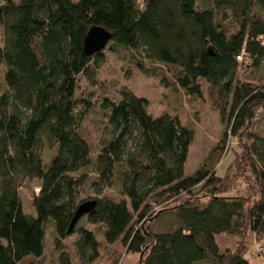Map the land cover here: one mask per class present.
<instances>
[{
  "label": "trees",
  "instance_id": "16d2710c",
  "mask_svg": "<svg viewBox=\"0 0 264 264\" xmlns=\"http://www.w3.org/2000/svg\"><path fill=\"white\" fill-rule=\"evenodd\" d=\"M93 26L111 34L106 47L118 56L172 69L190 95L200 98L199 81L207 82L229 138L239 142L230 147L222 177L216 166L224 139L215 163L185 176L193 130L169 113L151 116L147 100L125 88L118 101L98 100L110 136L92 157L80 130L88 101L77 90L104 62L106 48L83 53ZM0 28L6 88L0 94V264L42 259L45 225L52 228L51 264H94L100 241L78 226L84 217L99 225L105 244L121 243L138 255V264H250L246 256L256 240L263 241L264 258V133L251 131L254 119L264 117V85L236 79L238 69L264 60V0H0ZM32 180L39 181L30 203L35 215L24 213L19 193ZM89 183L95 197L83 200L81 188ZM109 186L123 198L101 197ZM235 187L246 189L235 196ZM87 201L95 207L68 233ZM168 213L178 229L142 227ZM73 234L78 239L69 247Z\"/></svg>",
  "mask_w": 264,
  "mask_h": 264
},
{
  "label": "rangeland",
  "instance_id": "374dc122",
  "mask_svg": "<svg viewBox=\"0 0 264 264\" xmlns=\"http://www.w3.org/2000/svg\"><path fill=\"white\" fill-rule=\"evenodd\" d=\"M224 25L230 32L235 31V23L231 22V20H227ZM1 42L2 30L0 28ZM104 55V62L99 66L97 72L92 78L81 79L79 89L77 90V95L83 93L84 99L88 101L86 104L83 103V107L81 108L85 113L88 110V114H86L85 119L82 121L80 130L82 136L90 145L92 157L102 148L104 139L110 136L109 131L105 129L106 118L100 109V102L98 100L101 97H106L112 101H118L121 98V89L125 88L138 97L147 100L146 110L151 116L158 117L169 113L173 117H178L182 125L188 126L193 130L194 140L189 147L184 168L185 176L192 174L199 166L215 163V158L217 157L216 151L220 152L223 150L219 147L221 141L224 139L227 144L224 145L225 148L221 155L222 159L216 166L217 175L222 177L232 159L230 147L239 142L234 138H229L226 118L225 120L221 118L218 105L215 101L216 98L211 93L207 82L204 80L199 81L201 90V97L199 98L188 94L177 86L172 69L148 62H145L141 67L137 62L131 61L125 53H121V56H118L112 49L109 50L107 47ZM3 70L4 67L0 64V94L6 91L2 82ZM236 79L240 82L256 86L264 85V60L257 68L251 66L238 69ZM251 131L256 134L264 133V117L260 115L254 119ZM239 141L246 143L247 140L243 136ZM87 172L90 173V181H95L97 175L90 170H87ZM90 184H85L81 188V198L83 200H90L95 197ZM245 189L246 187H235L232 194L235 196L239 195L240 191ZM38 192L39 181L37 180L29 181L26 187L20 189L19 193L24 213L35 215L34 208H31L30 203L33 195L38 194ZM248 193H250L249 196L244 197L250 200L253 196L252 190L250 189ZM101 197L115 201L123 198L119 195L115 186L106 188ZM145 223L142 227L146 226L153 233L170 232L180 227V222L173 213L162 215L155 221ZM78 226L94 231L96 238L100 241V257L94 264H138L140 257L138 255L127 254L126 248L121 243L105 244L99 225L92 224L87 220V217L81 219ZM45 237V255L43 258L37 260L29 257L21 264H51L55 261L56 255L53 252V235L50 225H45ZM77 239L78 235L73 234L67 238L65 243L71 247ZM253 243L249 247L246 259L250 264H264V258L261 257L263 252L260 253L261 251H259L263 245V241L256 240ZM223 246L225 248L231 246V244L229 242ZM251 247L252 249H250ZM200 264L214 263L206 260Z\"/></svg>",
  "mask_w": 264,
  "mask_h": 264
},
{
  "label": "water",
  "instance_id": "95a60500",
  "mask_svg": "<svg viewBox=\"0 0 264 264\" xmlns=\"http://www.w3.org/2000/svg\"><path fill=\"white\" fill-rule=\"evenodd\" d=\"M110 39L111 34L103 28L95 26L91 27L83 41V53L86 56L91 57L102 52L106 48ZM95 204V201H87L79 205L70 223L68 233L74 229L75 224L82 216L89 214L90 211L93 210Z\"/></svg>",
  "mask_w": 264,
  "mask_h": 264
},
{
  "label": "built area",
  "instance_id": "2783aa9c",
  "mask_svg": "<svg viewBox=\"0 0 264 264\" xmlns=\"http://www.w3.org/2000/svg\"><path fill=\"white\" fill-rule=\"evenodd\" d=\"M260 41H262L263 42V45H264V39H262V40L260 39ZM237 59H238V61H242V58H240V57H238Z\"/></svg>",
  "mask_w": 264,
  "mask_h": 264
}]
</instances>
